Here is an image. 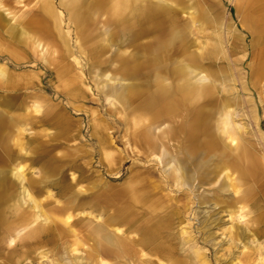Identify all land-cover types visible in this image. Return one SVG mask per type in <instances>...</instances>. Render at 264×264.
Instances as JSON below:
<instances>
[{
  "label": "bare ground",
  "instance_id": "6f19581e",
  "mask_svg": "<svg viewBox=\"0 0 264 264\" xmlns=\"http://www.w3.org/2000/svg\"><path fill=\"white\" fill-rule=\"evenodd\" d=\"M226 2L241 14L248 43L240 33L225 34V27L227 33L231 30ZM254 2L0 0V53L9 44L13 52L28 56L42 51L44 64L57 68V79L74 85L72 98L90 94L98 104L102 114L91 118L90 129L107 162L105 173L112 171L106 120L114 112L123 120L128 142L139 146L143 162L118 202L107 191L95 194L94 185L80 173H72V182L65 183L57 175L64 166L78 169L83 150L69 143L74 126L59 113L53 124L67 152L53 156L38 167V177L30 174L20 186L32 201L31 211L9 192L7 175L11 171L22 178V161L0 167V264H20L29 254L19 249L30 246L50 248L38 253L46 264H210L189 230L188 217L199 214L193 204L209 202L208 194L198 192L205 185L213 187L211 196L233 192L234 204L221 198L216 202L237 207V217L248 225L243 251H251L250 256L255 252L264 264V213L256 215L252 208L264 206V200L248 207L252 197L246 199L258 182L264 196V129L253 97L263 93L264 2L256 7ZM12 77L0 63V84H15ZM242 91L246 96L241 99ZM42 107L35 99L24 114L12 116L0 109V133L11 127L13 142L25 154L39 145L35 139L23 143L25 132L45 131L41 126L50 119L34 115ZM243 118L257 134L238 122ZM86 192L93 193L91 199ZM207 221L204 213L203 227ZM78 251L84 256L71 254Z\"/></svg>",
  "mask_w": 264,
  "mask_h": 264
},
{
  "label": "rangeland",
  "instance_id": "374dc122",
  "mask_svg": "<svg viewBox=\"0 0 264 264\" xmlns=\"http://www.w3.org/2000/svg\"><path fill=\"white\" fill-rule=\"evenodd\" d=\"M263 2L264 0H257V2H254V6L261 5ZM225 4L227 6L225 18L231 23L229 25V29H231L229 30L230 32L227 33V27H225V34H233L236 36L237 33H240L245 37V43H248L250 36L239 22L241 14H236L234 12L233 7L230 5L231 3L226 2ZM8 17L11 16L8 15ZM204 39L207 40V36L205 38L200 36V41ZM71 44L74 46V42H71ZM6 49L8 51L0 53V63L5 66L8 75H11V77L12 74L17 75L18 78L12 77L10 79L15 84H0V109H5L8 113L12 114V116L15 114H24V107L37 99L43 107L39 113H35L34 115H44V117L50 116V119L44 120V124L41 126L45 131L40 130L36 133L33 131L25 132L24 139L22 140L23 143L27 142V144H30L33 142V139L37 140L39 143L34 153L27 152L25 154L24 151L19 150L10 135L12 131L11 127L7 126V129L0 133V167L6 168L5 164L11 160L15 162L22 161V178H16L11 171H8L9 173L7 175L10 185L9 192L15 196L14 199L18 197L21 206L31 211L28 207L32 204V201H30L27 196L23 195L20 186L25 184L30 174L34 177H38V167L41 168L42 165L50 161L53 156L61 157L67 152L65 144H63L64 139H62V137H56L58 126L53 124L54 117L59 113H63L69 117L68 119L71 121V125L74 126L71 134H74L75 137L74 140H71L69 143L76 144L83 151L79 153L76 161L77 164H80V167H78V169L69 170L67 166H64L57 177L65 181V183H68V181L72 182L70 180L72 173H74L75 176L80 173L84 176V179H87L86 182H91V184L94 185L92 191L96 192L95 194L107 191L109 196H112L115 198V202H118V196H125L122 188L125 186L129 177L143 169V162L139 151L140 148L138 145L128 142L124 136V123L118 113L114 112L112 116L106 120L111 127L109 130L111 143L108 147V151L111 154L112 171L108 174L105 173V168L103 167L107 162L104 160L103 151L98 143V138L97 136L91 135V118L99 117V114H102L101 112L98 114L97 110H99V106L94 102L93 96L87 94L83 98H72L69 93L75 88L74 85L67 86L61 80L57 79V68L52 65L46 66L44 64L45 56L42 51L40 54L28 56L23 53L13 52L10 44L6 46ZM39 49H41V46H39ZM248 50L250 49L248 48ZM76 55L81 60V63L84 64L85 59L78 53ZM68 59L70 60V58ZM248 60L246 62H248ZM237 68H243L242 71L246 70V67L242 64H239ZM82 74L87 85L91 88L92 84L87 67L85 68V66H83ZM262 92V96L255 92L253 97L254 105L260 114L261 128L263 130L264 82L262 83ZM238 94L241 99L246 96L243 91ZM79 104L82 106L81 108L74 107L76 105L79 106ZM246 108L247 105L244 104V109ZM235 119L239 120L238 118ZM238 122H243L247 125L248 129L256 133L255 126L252 125L248 119L243 118ZM257 148H259L258 144ZM160 154L161 152L158 151L156 157H159ZM85 161L88 163V166H86ZM93 171L95 174L100 175L99 180H95ZM154 175L155 177H159L160 172L154 173ZM84 185L86 184L84 183ZM104 186L107 189L104 190ZM212 191V186L205 185L200 187L198 192L208 194L209 196H207V198L209 202L200 207L193 204V211L199 209V214L195 217L188 214L191 222L189 230L194 235L196 243L202 246L206 251V257L209 263L237 264V262H241V264H261L258 262L255 252L250 256L249 254L251 251L249 253L243 251L244 246L248 245L246 243L248 225L243 219L237 217L239 213L236 211L237 207L232 205L235 201L233 192L227 191L223 193L222 196H211ZM260 191L262 192L258 194L255 193ZM262 193L263 187L260 185V182H258L255 184L254 191H252L249 196H246V199L252 197V199L248 201V204H250L248 207H252L251 205L259 206V199L262 197L264 200V196H260ZM85 194L88 195L89 199L93 196L92 192L91 194L90 192H86ZM217 198H221V200H225L226 203L232 204L228 205L216 202ZM252 208L255 210L256 215L264 213V206L257 209L256 207ZM204 213L206 215L208 214L207 222H209L205 227H203L202 222ZM213 219L215 221L211 223ZM208 234V241L204 242L203 238ZM232 234H236L237 236L232 238ZM261 239L263 241V238ZM231 245L232 248L230 247ZM228 248H230L229 251L227 250ZM49 249L48 247L35 248V246L19 249V252L29 254L27 258H21L20 264H38L37 260L40 261V264H46L47 258L39 259L38 253L44 250L49 251ZM71 254L79 258L84 256L83 251L73 252Z\"/></svg>",
  "mask_w": 264,
  "mask_h": 264
}]
</instances>
